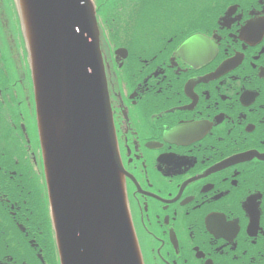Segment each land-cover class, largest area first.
I'll return each mask as SVG.
<instances>
[{
	"label": "flooded vegetation",
	"instance_id": "flooded-vegetation-1",
	"mask_svg": "<svg viewBox=\"0 0 264 264\" xmlns=\"http://www.w3.org/2000/svg\"><path fill=\"white\" fill-rule=\"evenodd\" d=\"M119 1L102 56L143 264H264V0ZM11 6L0 0V264H59Z\"/></svg>",
	"mask_w": 264,
	"mask_h": 264
},
{
	"label": "water",
	"instance_id": "water-1",
	"mask_svg": "<svg viewBox=\"0 0 264 264\" xmlns=\"http://www.w3.org/2000/svg\"><path fill=\"white\" fill-rule=\"evenodd\" d=\"M61 264H142L89 0H19Z\"/></svg>",
	"mask_w": 264,
	"mask_h": 264
},
{
	"label": "bare ground",
	"instance_id": "bare-ground-1",
	"mask_svg": "<svg viewBox=\"0 0 264 264\" xmlns=\"http://www.w3.org/2000/svg\"><path fill=\"white\" fill-rule=\"evenodd\" d=\"M94 1V0H93ZM96 4H97V6H100L101 5V1H99V0H97L96 2H95ZM10 4L12 5L11 6V8H13V10L14 11H16L17 13H18V15H19V13L21 12L20 11V1L19 0H10ZM91 5H93V3H91ZM15 7H18V8H15ZM0 13L2 14L3 13V11H1L0 10ZM20 16V15H19ZM96 18V17H95ZM96 21H98V19L96 18ZM95 21V22H96ZM18 22H20V20L18 19ZM21 45H22V47L24 48V49H26V48H28V46H27V41H26V38H22V43H21ZM118 51H122V49H117V52ZM117 52H115V54H119V53H117ZM101 59H102V63H103V69H104V74H105V76H106V67H105V64H104V60H103V56L101 55ZM106 79V78H105ZM30 80H31V84L33 85V79H32V73L30 74ZM106 82H107V79H106ZM108 83V82H107ZM106 83V86L108 87V84ZM33 97L35 98V94H33ZM108 99H109V92H108ZM110 112H111V110H110ZM111 117H112V114H111ZM36 119H37V117H36ZM112 124H113V120H112ZM113 128H114V126H113ZM115 132V131H114Z\"/></svg>",
	"mask_w": 264,
	"mask_h": 264
},
{
	"label": "rangeland",
	"instance_id": "rangeland-1",
	"mask_svg": "<svg viewBox=\"0 0 264 264\" xmlns=\"http://www.w3.org/2000/svg\"><path fill=\"white\" fill-rule=\"evenodd\" d=\"M103 8V7H102Z\"/></svg>",
	"mask_w": 264,
	"mask_h": 264
}]
</instances>
